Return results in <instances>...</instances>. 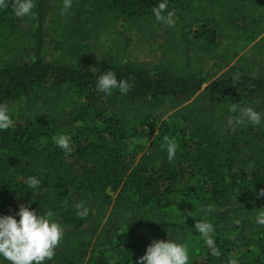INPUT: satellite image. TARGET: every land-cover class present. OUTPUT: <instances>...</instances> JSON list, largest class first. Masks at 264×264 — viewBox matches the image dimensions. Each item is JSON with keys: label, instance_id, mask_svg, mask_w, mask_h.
I'll return each mask as SVG.
<instances>
[{"label": "trees", "instance_id": "obj_1", "mask_svg": "<svg viewBox=\"0 0 264 264\" xmlns=\"http://www.w3.org/2000/svg\"><path fill=\"white\" fill-rule=\"evenodd\" d=\"M158 2L62 11L63 0H35L23 18L15 0L0 8V104L13 120L0 130V215L54 212L64 236L45 264H136L167 239L187 245L189 264H264V122L234 123L243 107L264 113V0H168L172 27L155 19ZM127 34L155 45L154 58L131 60ZM109 70L126 93L97 89ZM201 220L220 255L196 232Z\"/></svg>", "mask_w": 264, "mask_h": 264}, {"label": "clouds", "instance_id": "obj_2", "mask_svg": "<svg viewBox=\"0 0 264 264\" xmlns=\"http://www.w3.org/2000/svg\"><path fill=\"white\" fill-rule=\"evenodd\" d=\"M72 0H63V9L66 11L71 7ZM7 0H0V8L7 7ZM35 0H15L13 4L14 15L18 18L26 17L33 13ZM152 13L158 22L169 27L175 25V11L168 10V0H159L153 6ZM99 91L111 94L113 89H119L121 93H126L129 84L124 79H117L112 71H104L96 82ZM230 112L237 111L236 103H233ZM261 125L264 122V113L258 112L252 107H243L239 110V115L234 118L237 125L243 123ZM229 123H233L230 120ZM13 125L9 108L0 104V130L7 129ZM55 143L66 152L71 151L70 137L59 135L55 138ZM177 144L169 141L167 145V158L173 160L176 155ZM26 184L29 188H36L41 184V180L36 176H28ZM77 215L86 217L88 208L82 203L74 205ZM18 216V219L16 218ZM54 212L48 210L38 215L35 210L21 205L14 215H0V264L8 261L9 264H45L51 261L55 255L56 246L64 236L63 228L59 222L53 219ZM257 223L264 224V212L257 216ZM194 228L203 238V243L207 247L210 255H220L216 240L214 239V226L208 220L196 221ZM189 264V252L186 244L177 243L172 240H153L147 247L144 254L137 258L136 264ZM230 264H237L235 259H230Z\"/></svg>", "mask_w": 264, "mask_h": 264}, {"label": "rangeland", "instance_id": "obj_3", "mask_svg": "<svg viewBox=\"0 0 264 264\" xmlns=\"http://www.w3.org/2000/svg\"><path fill=\"white\" fill-rule=\"evenodd\" d=\"M128 33H130V32H128ZM130 34H133V33H130ZM127 36L131 41V43L129 45V49H128V55H129V58L131 60H138L141 62H145V61L152 60L154 58V56L157 54L155 45L143 44V43L139 42L137 35H128L127 34ZM15 50H16V52H18V49H15ZM52 58H59L61 60L65 59L67 61L66 58L60 56L57 52H52ZM75 60L77 62H79L80 64H82L81 58H77ZM14 205H16V207H17L16 203H14Z\"/></svg>", "mask_w": 264, "mask_h": 264}]
</instances>
